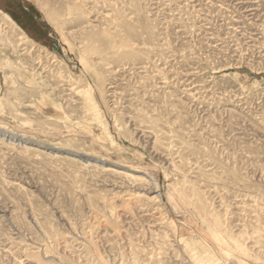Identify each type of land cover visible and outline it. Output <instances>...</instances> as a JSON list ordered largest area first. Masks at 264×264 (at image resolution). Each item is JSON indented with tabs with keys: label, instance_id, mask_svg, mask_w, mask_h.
<instances>
[{
	"label": "rangeland",
	"instance_id": "1",
	"mask_svg": "<svg viewBox=\"0 0 264 264\" xmlns=\"http://www.w3.org/2000/svg\"><path fill=\"white\" fill-rule=\"evenodd\" d=\"M0 264H264V0H0Z\"/></svg>",
	"mask_w": 264,
	"mask_h": 264
}]
</instances>
